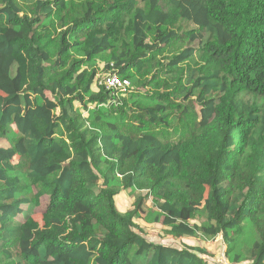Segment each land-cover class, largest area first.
<instances>
[{
	"label": "trees",
	"instance_id": "16d2710c",
	"mask_svg": "<svg viewBox=\"0 0 264 264\" xmlns=\"http://www.w3.org/2000/svg\"><path fill=\"white\" fill-rule=\"evenodd\" d=\"M138 219L264 264V0H0V264H210Z\"/></svg>",
	"mask_w": 264,
	"mask_h": 264
},
{
	"label": "rangeland",
	"instance_id": "374dc122",
	"mask_svg": "<svg viewBox=\"0 0 264 264\" xmlns=\"http://www.w3.org/2000/svg\"><path fill=\"white\" fill-rule=\"evenodd\" d=\"M48 108L50 109V114L53 115V105L48 104ZM147 191L145 189H139L136 188L132 192L130 190L121 192L115 199V204L117 207L118 212L125 214L130 209H132L134 203L139 199L145 200V206L143 209L146 210V208H152L153 202L151 201V198L147 196ZM45 203V198L41 199L40 206L37 207L32 214V217L39 223L42 224V216L41 213L43 211ZM201 207V206H199ZM185 223H189L191 225H197L201 226V224L204 222L205 218L201 216L200 214H194L189 219H185ZM136 223L146 232V237L148 240H150L152 243L156 244H171L175 247H180L183 249V247H190V248H198L203 251V257H205L210 264H227V261L224 260L225 257L223 256V253L225 251V244L219 237H209V236H203L201 234H198L196 237H186L183 238L182 241L176 243V241H173L171 237L168 236L169 234V228H166L165 226L161 224H148L144 222L142 219L136 220ZM201 256V257H202Z\"/></svg>",
	"mask_w": 264,
	"mask_h": 264
},
{
	"label": "built area",
	"instance_id": "2783aa9c",
	"mask_svg": "<svg viewBox=\"0 0 264 264\" xmlns=\"http://www.w3.org/2000/svg\"><path fill=\"white\" fill-rule=\"evenodd\" d=\"M103 86L106 90H125L129 87V83L127 81H123L115 75H108L103 79Z\"/></svg>",
	"mask_w": 264,
	"mask_h": 264
},
{
	"label": "clouds",
	"instance_id": "9594fccd",
	"mask_svg": "<svg viewBox=\"0 0 264 264\" xmlns=\"http://www.w3.org/2000/svg\"><path fill=\"white\" fill-rule=\"evenodd\" d=\"M116 76V75H115ZM225 260V259H224Z\"/></svg>",
	"mask_w": 264,
	"mask_h": 264
}]
</instances>
